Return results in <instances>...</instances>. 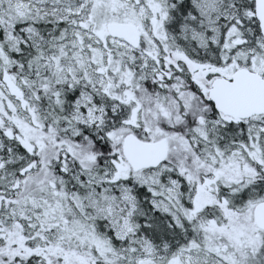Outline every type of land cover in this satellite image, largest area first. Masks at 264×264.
<instances>
[{
  "label": "snow or ice",
  "instance_id": "1",
  "mask_svg": "<svg viewBox=\"0 0 264 264\" xmlns=\"http://www.w3.org/2000/svg\"><path fill=\"white\" fill-rule=\"evenodd\" d=\"M0 264H264V0H0Z\"/></svg>",
  "mask_w": 264,
  "mask_h": 264
}]
</instances>
